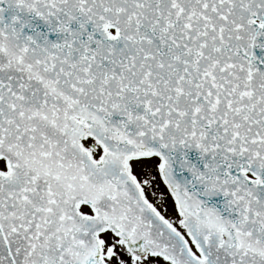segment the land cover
Returning a JSON list of instances; mask_svg holds the SVG:
<instances>
[{
    "label": "snow or ice",
    "instance_id": "1",
    "mask_svg": "<svg viewBox=\"0 0 264 264\" xmlns=\"http://www.w3.org/2000/svg\"><path fill=\"white\" fill-rule=\"evenodd\" d=\"M0 264H264V0H0Z\"/></svg>",
    "mask_w": 264,
    "mask_h": 264
}]
</instances>
